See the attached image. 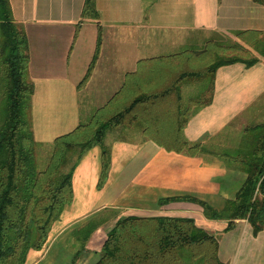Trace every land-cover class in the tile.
<instances>
[{"label": "crops", "instance_id": "crops-1", "mask_svg": "<svg viewBox=\"0 0 264 264\" xmlns=\"http://www.w3.org/2000/svg\"><path fill=\"white\" fill-rule=\"evenodd\" d=\"M10 3L29 40L33 131L43 145L87 122L124 85L131 93L150 79L163 84L169 72L151 71L149 59L183 47L201 48L215 34L231 37L250 52L252 44L237 32L264 39V4L254 0H96L98 19L83 16L85 0ZM99 27L100 52L89 78L80 85L96 51ZM254 57L258 61L249 67L236 62L216 70L210 104L194 108L184 129L189 141L201 140L213 146V152L190 156L167 151L136 129L116 128L106 135L112 164L106 183L98 188L101 150L89 149L74 171L72 203L53 224L44 247L30 251L26 264H58L62 235L98 216L103 224L132 214L192 217L210 233L228 234V221L207 218L200 205L177 201L160 206L159 199L193 195L220 208L240 188L244 166L216 152L244 150L247 129L262 122L258 121L264 113V53ZM236 129L242 137L229 144L227 135ZM239 226L253 239L264 231L255 235L246 219H237L233 229ZM218 240L221 257L223 239Z\"/></svg>", "mask_w": 264, "mask_h": 264}, {"label": "trees", "instance_id": "trees-1", "mask_svg": "<svg viewBox=\"0 0 264 264\" xmlns=\"http://www.w3.org/2000/svg\"><path fill=\"white\" fill-rule=\"evenodd\" d=\"M254 1L264 4V0ZM83 16L99 18L96 0H85ZM0 33L5 96L0 125V264H26L31 250L44 247L53 224L73 201L74 171L83 155L94 146L101 150L98 188L104 186L112 164L111 148L105 140L109 131L133 128L167 151L190 156L206 152L203 141L192 142L184 135L193 109L210 104L219 67L236 62L249 67L258 61L242 43L224 42L219 35L201 49H184L149 59L153 62L151 71L169 72L163 84L159 79H150L146 85L137 84L131 93L124 85L87 122L57 136L41 163L37 151L43 144L36 141L32 122L34 84L28 72L29 40L24 27L14 19L10 0H0ZM247 33L240 31L236 35L252 45L263 44L264 39L258 40ZM101 42L99 27L96 51L80 85L92 72ZM209 52L213 56L211 62L193 65L194 58ZM196 80L204 87L202 93L184 99L182 86ZM122 98L126 99L119 104ZM247 131L244 150L217 153L242 164L246 172L240 188L232 198L226 199L222 208L192 195L162 197L159 205L193 202L203 208L207 218L227 220L226 231L234 228L237 219H247L255 235L262 231L264 123ZM101 223L99 217H94L72 232L79 243L72 264L87 252V243ZM219 247L218 237L197 225L192 217L132 214L118 218L108 230L103 253L94 264H228L221 259Z\"/></svg>", "mask_w": 264, "mask_h": 264}, {"label": "rangeland", "instance_id": "rangeland-1", "mask_svg": "<svg viewBox=\"0 0 264 264\" xmlns=\"http://www.w3.org/2000/svg\"><path fill=\"white\" fill-rule=\"evenodd\" d=\"M0 36H1V33H0ZM217 37H218V35L216 36V34H215V35L211 36L210 39H216ZM221 40L224 42H233L234 41L231 37H225V36H222ZM205 42H207V40ZM204 45L201 48H203ZM251 47L253 49L251 52L252 57H254L255 54L258 55V52L264 53V41H263L262 45L256 46V44L255 45L253 44V45H251ZM196 48H198V47H196ZM201 48H198V49H201ZM184 49H189V48L183 47L181 50H184ZM194 49H195V47H194ZM254 51H257V53ZM212 59H213V56L209 52L203 56H200L199 58H194L193 59V61H194L193 65L194 66H202L206 63L211 62ZM3 76H4V70H3V67L0 63V125H1L2 120H3V116H4L3 114H4V110H5L4 109L5 108V96H4ZM203 88L204 87H203L202 83H200L197 80L185 83L182 87V93H183L184 99L199 96L202 93ZM125 99L126 98H122L121 100H119L120 101L119 104H122ZM172 102H173V100H171V103L170 102L169 103L172 104ZM260 119L261 120L258 122L262 121L261 124L264 123V113H261ZM235 137H237L238 139L242 137L241 130L240 131L237 129L234 131L230 130L229 134L227 135L226 142H228L229 144L232 143V141L235 139ZM205 147H206V152H204V153L213 152L212 151L214 149L213 146H211L212 148H210L209 145L208 146L205 145ZM49 150H50V144L49 143L46 145L39 146L38 151H37L38 152L37 156H38L39 162L42 163L47 158ZM221 152H228V151L221 150ZM230 152H235V151L232 150ZM204 153H201V154H204ZM217 153L218 152H216V155H217ZM201 154H198V155H201ZM217 156H219V155H217ZM229 162L235 163L232 161H229ZM234 195H235V193H234ZM222 207H220V208H222ZM220 208H218V209H220ZM111 214H112L111 211L106 212V216L108 215V217ZM99 219L101 220L102 223L99 225L98 229L91 235L90 240L86 246L87 252H83L81 254V256L77 260L76 264H94L101 257V255L103 253L102 246H103V243L106 239V234H107L106 232H108V229L111 228L114 223L103 224V218H99ZM84 224L85 223H83L82 225H84ZM82 225H80L76 228H79ZM102 226L104 227L103 229H101ZM74 230H72L69 233L64 234V235H62V233H64V232L59 234V235L63 236L62 237L63 240H62V256H61V260L60 259L58 260L61 262H59L58 264H66L67 262H68V264H72L73 255L77 251V249L79 248V246H78L79 243L77 242V239L74 237V235H71ZM59 235L55 234L54 236H55V238H58V237H60ZM215 235L223 239V245L224 246L222 249L221 259L223 261L227 262L228 264L229 263L230 264H264V231H263V233H261V235L257 239L250 238L248 233L244 234L241 226L237 227L236 229H232V231L230 230V232L226 235L225 234L221 235V233H216Z\"/></svg>", "mask_w": 264, "mask_h": 264}]
</instances>
